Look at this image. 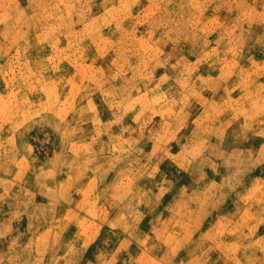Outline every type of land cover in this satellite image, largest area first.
Instances as JSON below:
<instances>
[{
  "label": "rangeland",
  "instance_id": "obj_1",
  "mask_svg": "<svg viewBox=\"0 0 264 264\" xmlns=\"http://www.w3.org/2000/svg\"><path fill=\"white\" fill-rule=\"evenodd\" d=\"M0 264H264V0H0Z\"/></svg>",
  "mask_w": 264,
  "mask_h": 264
}]
</instances>
